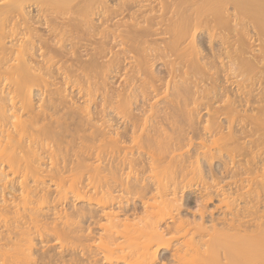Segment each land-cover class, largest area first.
<instances>
[{
  "label": "bare ground",
  "instance_id": "bare-ground-1",
  "mask_svg": "<svg viewBox=\"0 0 264 264\" xmlns=\"http://www.w3.org/2000/svg\"><path fill=\"white\" fill-rule=\"evenodd\" d=\"M78 168L90 188L61 177ZM157 169L254 178L220 186L227 218L188 225L158 178L141 212L123 206ZM16 174L0 264H51L56 245L57 264H157L173 234L176 264H264V0H0V183Z\"/></svg>",
  "mask_w": 264,
  "mask_h": 264
},
{
  "label": "rangeland",
  "instance_id": "rangeland-1",
  "mask_svg": "<svg viewBox=\"0 0 264 264\" xmlns=\"http://www.w3.org/2000/svg\"><path fill=\"white\" fill-rule=\"evenodd\" d=\"M160 37H161L160 35L159 36L157 35L154 38H160ZM84 57L85 56H83V58ZM127 62L128 61L125 60V63H127ZM157 67H158L159 70H163V68H164L162 65H158ZM36 99H37V97H36ZM248 134L249 133L247 131H245L243 134H241V136H244V135L247 136L246 138L242 139L241 141H247L249 139H253L254 138V136H251L250 134L249 135ZM26 136L27 135H23V138H25ZM193 142L196 143L198 141L194 139ZM186 149L184 148V149H182V151H184ZM93 150L94 149H92V148L89 149V150H82L81 152H78V154L81 155L82 157H87V156H89V154L91 152H93ZM252 152H254V150ZM221 153L225 154L226 153V149H223L221 151ZM167 156H168V152L167 151H161L155 156V159L157 160V162L160 163V165H159L160 168H162V167H164L166 165V161L168 160ZM67 157H69V156H67ZM106 157H108V156H106ZM71 159H74V157H72ZM245 159H247V160L250 159L251 160V155H246L245 153H242L238 157L233 158V161H236V160L238 161L239 160L240 162H243ZM58 162L61 163L60 161H58ZM87 163H89V162H87ZM158 171L159 170L157 169L156 172L158 173ZM77 173H82L83 175H73V174H77ZM157 173H155L156 175H142V176H144L143 184L145 183V181H147V179L150 180L151 177H153L152 179L155 180V182H157L155 178H158L159 180L158 179L157 180L161 182V187L162 188H160L158 186L157 187L160 190H162L163 193H165V192L170 193V191L171 190L173 191V189L176 190V192H175L176 195L175 194H172V195L170 194V196H168L167 198H171L174 195L176 197L180 196L179 198L181 199L180 202H181L182 205L179 208V209H181V211H180V214H178V216L183 219L185 224L188 223V222L190 223L192 221L197 222L200 216H203V218L205 220L214 219V222H217V220L218 221L219 220L220 221L223 220L225 215H226L225 218H227V216H228L227 215L228 207L226 206L225 200H222L221 197L219 196L218 190L220 191V186L222 188H225V189L234 190V189H236V187L238 185H241V184L245 185L247 183H250L251 180H252L251 177L254 178V175H246V174H243V175H213L214 177H213V180L211 181V178H210L211 175H209V176H207V175L205 176L204 175L205 178H202V177H204L203 175L198 177V175L197 176L196 175H176L174 173H168V172L166 174H163L162 172L160 173V171H159L158 174ZM84 174H86V170H84L82 168H78V169H74L72 172H66L64 175H61V177H63L64 179H66V178H68V179L75 178L78 181L83 182L82 183L83 185L88 184L87 188H90L92 183L96 182V180H94L92 177H89V175H84ZM14 176L15 175H8V177H9V179L11 181V182H9V184L5 182V183H3L4 186H2L3 185L2 182L0 183V184H2L1 185L2 188H0V200L6 199L7 200V202H6L7 204H9L10 202L12 203V201H14V203H17L16 201L19 199L18 198L19 195H20V183L19 182H20V178H21V181H22L23 178H22L21 175H17V174H16L15 177ZM26 176H28V177H26ZM100 176L106 177V178H110L109 175H100ZM25 177L27 179L26 182L29 185H31L32 184V182H31L32 179H30V178L32 176L31 175L30 176L29 175H25L24 178ZM44 177L45 178H43V179H44V181L47 184V191L49 193H53L54 192L55 179H56L57 175H44ZM145 177H148V178L145 179ZM206 177H208V179ZM12 178H14V180ZM9 179L8 180L6 179V180L9 181ZM152 179L150 181L153 182ZM148 181L145 183V184H147V183L148 184L146 186V191H145L146 193H143V194H145L144 196H142V194H136L135 196L131 197V199H128V200L125 199V198H128V197L123 198V200H127V202H128L127 204H123V206L125 208L126 207L129 208L130 212H141L142 206H143L142 202L144 200L145 201L147 200L145 202V205L148 204V203L150 204L151 201L150 200L148 201V199L150 197L148 199H146V198L148 196L152 197V195H154L155 192L157 194L158 189L155 188L156 186L155 185L153 186V183L150 182V181L148 182ZM178 182H181L180 185L178 186V188L180 186H182L183 189H178L177 188L176 184H178ZM205 182L209 183V186L211 187V189L204 190L203 184ZM206 185H204V186H206ZM6 186H8V187L6 188ZM159 186H160V184H159ZM247 187H245V189ZM245 189H243V190H245ZM208 192H210V194H209V196H207L205 198L206 200L203 199V201H198V202L195 203V201L197 199L196 197L203 196V195L207 194ZM3 201H5V200H3ZM67 201H68L67 202L68 204H74L76 207H80L83 204V202H81V200H77L75 198H71V196H69ZM60 207L61 206L57 207V206L51 205L48 208L44 207L43 211L46 214L47 213L50 214L52 211H55L56 209H58ZM189 223H188V225H190ZM85 225L88 226V228L90 230L89 231L90 234H93V235L95 233H97V230L99 229V227L97 225L90 224L89 220H87ZM171 236L168 237L170 239L169 243L161 246V248L159 249V251L157 253V259H156L157 264H176V261H174V260L176 259L175 255H177V254L174 252L175 250H173V249L177 248L179 245L178 244L175 245V243L173 241L175 240V238L178 235L177 234L176 235L173 234ZM47 238L48 237L42 236L43 240L47 239ZM40 245L41 244L39 243L37 245V247L35 246V249L37 250L36 254H39L40 251H41ZM55 245H56V243H55ZM49 255H51V258H52V263L51 264H57V260L60 261V260L64 259V258L60 257L62 255V249L59 248L57 245H56L55 248L50 249ZM178 256H179V254H178ZM75 257L78 258L80 256L78 255V256H75ZM94 258H96V257H94ZM183 262L184 263L191 262L190 261V257L186 256L185 258L181 259L180 263H183ZM97 264H99V263H97ZM192 264H203V263L194 262Z\"/></svg>",
  "mask_w": 264,
  "mask_h": 264
}]
</instances>
